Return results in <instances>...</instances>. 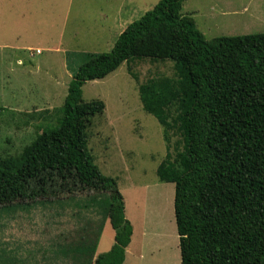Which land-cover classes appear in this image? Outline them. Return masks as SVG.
Wrapping results in <instances>:
<instances>
[{
    "label": "trees",
    "instance_id": "1",
    "mask_svg": "<svg viewBox=\"0 0 264 264\" xmlns=\"http://www.w3.org/2000/svg\"><path fill=\"white\" fill-rule=\"evenodd\" d=\"M185 1L160 0L127 25L110 52L88 54L68 83L55 124L39 126L18 156H0V208L27 201L36 177L33 153L50 148V196L85 194L100 210L96 241L65 251L74 264L125 261L132 225L124 198L88 149V130L105 104L84 101L82 88L141 60L169 62L173 68L172 77L140 83L138 95L168 144L173 129L182 137V151L173 160L168 153L156 170L160 182L174 184L181 264H264V33L207 40L195 20L182 13ZM106 221L114 244L95 257Z\"/></svg>",
    "mask_w": 264,
    "mask_h": 264
},
{
    "label": "rangeland",
    "instance_id": "2",
    "mask_svg": "<svg viewBox=\"0 0 264 264\" xmlns=\"http://www.w3.org/2000/svg\"><path fill=\"white\" fill-rule=\"evenodd\" d=\"M136 1L131 22L160 0ZM107 7V1L77 0L70 11L67 32L76 28L78 34L71 30L70 36L64 37L65 51L55 49V32H36L39 26L33 23L37 20H27V26L13 24V20L0 23V156H18L35 140L39 126L54 125L68 83L86 56L110 52L114 38L108 37L110 32L98 34L103 30L101 22L90 20ZM182 13L195 20L207 40L264 33V0H186ZM90 25L92 31L87 33ZM70 39L73 42L68 50L65 42ZM172 75V63L133 61L82 88L84 101L99 99L105 104L103 115L94 117L88 130L94 164L104 176L116 181L126 202V215L134 220L136 247L140 245V230H146L142 242L147 240V249L137 264H180L174 184L160 182L156 170L168 153L173 160L182 151L183 141L173 129L169 144L166 142L162 126L142 109L138 95L140 83ZM52 156L50 148L33 153L31 171L36 177L30 183L29 198L0 208V264H74L72 255H65L66 249L96 241L102 214L88 202V195L60 200L50 196ZM38 190L40 194L35 195ZM98 237L96 252L106 253L114 238L109 221Z\"/></svg>",
    "mask_w": 264,
    "mask_h": 264
},
{
    "label": "crops",
    "instance_id": "3",
    "mask_svg": "<svg viewBox=\"0 0 264 264\" xmlns=\"http://www.w3.org/2000/svg\"><path fill=\"white\" fill-rule=\"evenodd\" d=\"M99 1L102 2L107 1V5L109 7L104 8V11H100L99 14H96L90 20L94 19L95 21L101 22L100 27L103 30L98 32V34L100 33L104 35V31L105 33L110 32V36L108 37H113L114 39H112V42L114 43L116 38L125 30L127 25L131 23V16L136 12V7L138 6L137 1L130 0V2L128 3L127 0H122L121 2H118L117 0L116 2H114V0H99ZM76 2L77 0H0V23L3 24L6 21L13 20V24L14 22H20V25L27 26L28 23L27 20H32V21L37 20L36 22L33 23V25H36L37 27L39 26L36 32L40 35H44L46 32H55L56 33L55 49L65 51L67 49H64L65 48L64 37L70 36L71 30H73L72 34L74 35L78 34L76 33V28L74 29L71 28V30L67 32L68 23L70 21L69 20L70 11L72 10V6L75 5ZM126 4H130V5L126 6ZM153 6L154 4L149 8H152ZM126 11L127 14L125 13ZM41 18H46V20ZM90 28L91 29L87 31V33L92 31L91 25ZM72 34L71 36H74ZM85 35L90 36L89 34H85ZM71 42H73L72 39L65 42L67 47L69 48L68 50H71V45H70ZM18 63H21V61H18ZM124 204L126 210V202H124ZM125 210H124L125 218L132 225V237L130 244L125 250V261L123 264H137V261L140 262V260L143 259L142 258L143 252H145L147 249V246H145L146 245L145 241L147 242V240L142 242V238L145 237L146 230L145 228L143 230L142 229L140 230L141 231L140 243H139L140 245L139 248L136 247V244H134V237L136 233L134 220L132 216L130 218L127 217ZM99 244H100V237L98 238L96 249L98 248ZM110 244L112 247V245L114 244V238L111 240ZM98 255L99 254H97V252L95 251V257H97Z\"/></svg>",
    "mask_w": 264,
    "mask_h": 264
}]
</instances>
